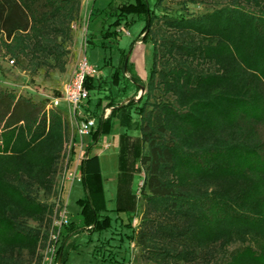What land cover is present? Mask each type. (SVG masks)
Instances as JSON below:
<instances>
[{
    "label": "trees",
    "instance_id": "obj_1",
    "mask_svg": "<svg viewBox=\"0 0 264 264\" xmlns=\"http://www.w3.org/2000/svg\"><path fill=\"white\" fill-rule=\"evenodd\" d=\"M92 1L96 26L91 30L88 19L85 43L119 51L109 85L128 101L113 94L96 102L101 114L90 147L114 131L122 112H135L139 146L130 151L144 173L138 192L144 209L137 229L133 211L108 210L102 176L93 170L96 157L88 156L80 220L69 223L63 240L109 231L118 222L127 229L114 252L126 254L120 264L130 262L131 244L143 264H264V0H189L215 5L195 17L160 16L149 0H108L102 8ZM81 11V0H0V56L34 74L64 72ZM137 20L144 27L125 51L122 29ZM139 41L153 47L145 82L129 59ZM103 65H109L105 58ZM101 84L96 76L85 79L89 97ZM141 86L143 96H128ZM68 141L59 110L0 90V264H41L54 202L39 193L55 195ZM66 258L62 244L57 261Z\"/></svg>",
    "mask_w": 264,
    "mask_h": 264
},
{
    "label": "rangeland",
    "instance_id": "obj_2",
    "mask_svg": "<svg viewBox=\"0 0 264 264\" xmlns=\"http://www.w3.org/2000/svg\"><path fill=\"white\" fill-rule=\"evenodd\" d=\"M83 8L81 15L77 23L73 25V43L69 48V55L67 57V66L64 72L58 70L43 68L37 73H32L30 70L20 69L14 62L9 58L0 56V90H9L15 92L17 95L24 96L31 99L33 102L41 103L45 102L48 107L51 101L61 96V92L65 84H67L73 78L75 71L77 70V64L82 56L88 58L89 62L97 69L96 77L102 81V88L100 91H91L89 102L84 103L80 107V115L74 116L71 109L65 102H61L58 109L65 120L69 124V141L65 146L63 153V159L60 163V169L56 176L55 181V195L53 194L50 198L44 197L42 192L39 193L41 199L48 200L49 202H54L52 205V214L50 215V225L47 231L46 239L44 241L43 247H41L40 253L45 256L46 248L48 244L49 235L52 232V224L54 219L58 216L59 212V201H60V185L66 169L70 168L71 157L69 156V142L71 137L76 131L81 119L85 117H94L95 119L101 114V109H96L95 104L99 99H103L108 96L116 94L119 100H124L122 104L126 103L127 100L122 96V94L116 89H111L109 85L110 76L113 72V67L118 65L119 61V51L110 50L104 51L98 46H92L85 43L88 36L87 25L88 19L91 24V30L95 29L96 20L90 19L91 10L94 6L92 0H81ZM157 0H149V4L154 8V12L160 16H178L183 15L187 17L201 16L206 13L211 12L215 5L211 2L192 4L189 0H165L161 7H154ZM108 0H97L96 7L102 8L107 6ZM144 27L143 20H137L128 28V32L124 34L120 42V48L125 51L130 50V45L133 40L138 38L141 30ZM98 39V38H97ZM96 39V43H97ZM108 61V66L103 65V59ZM130 62L135 65L136 72L141 76L143 81L147 80L150 68L153 63V47L146 41L143 43L139 41L135 44L132 51ZM106 82V83H105ZM145 93V91H144ZM141 91L137 92L134 88H131L128 96L132 97L137 95L136 99L143 96ZM109 110H104V118L108 117ZM111 112V109H110ZM122 123L126 125H134L138 122V117L135 112H122L121 117ZM119 119V118H118ZM97 122V119H96ZM117 125V123H116ZM126 135L127 137L133 138L132 140H139L140 132L136 130V127L127 126ZM134 132L137 135H134ZM138 137V138H137ZM91 138V136H90ZM120 135L118 139H121ZM88 141V140H87ZM89 147L92 140L88 141ZM111 152H114L111 151ZM134 151H130L125 157L128 161L127 164L120 163V150L118 152L111 153L114 161L110 162V168L103 166L105 172V179H109L105 182L104 199L108 201L113 199V195L116 199L115 205L127 209L130 212H134L136 217L133 221L132 227L137 229L138 223L140 222L141 215L144 209V201L139 197V189L143 186L144 173L143 170L136 166L135 159L137 154ZM123 155V154H122ZM105 164V163H104ZM122 168V169H121ZM110 178L112 180H110ZM121 181V183H120ZM120 183V184H119ZM86 195V190L83 183L76 182L73 186L70 197L68 198V214L70 222L79 223L80 207L77 204L78 198H83ZM105 199V202H106ZM122 201V202H121ZM109 203V202H108ZM121 203V204H120ZM59 204V205H58ZM111 205V202H110ZM114 205V206H115ZM115 206V207H116ZM114 207V208H115ZM110 212L108 215L110 216ZM112 218L115 214H112ZM121 217L126 220V215L121 214ZM100 225L105 227L106 222L104 220L100 221ZM28 224L32 227H37L35 222L29 221ZM127 232L126 228H121L118 222L113 224L109 231H103L101 233L95 232L93 234H88L86 231H80L79 233H71L66 239L63 240V251L66 255V261L64 264H120V260L123 253V249H118L115 255L116 246L119 244L120 234H125ZM65 233V232H64ZM123 236V235H122ZM123 238V237H122ZM126 246L127 241L123 239L121 246ZM129 257L130 262L128 264H143L141 254L139 249L131 244L129 246ZM126 256V254H125ZM43 261V259H42ZM118 261V262H117ZM42 264V262H41ZM183 264V263H180Z\"/></svg>",
    "mask_w": 264,
    "mask_h": 264
},
{
    "label": "built area",
    "instance_id": "obj_3",
    "mask_svg": "<svg viewBox=\"0 0 264 264\" xmlns=\"http://www.w3.org/2000/svg\"><path fill=\"white\" fill-rule=\"evenodd\" d=\"M126 34L127 32L122 29ZM13 63V61L11 62ZM97 75V69L89 62L88 58L82 56L77 64V70L71 81L64 85L61 96L54 98L48 109H58L61 102H65L74 116L80 113V107L88 100L89 92L85 88V79ZM80 115V114H79ZM97 125L94 117L81 119L69 144V156L71 157L70 168L64 170V178L60 185V205L58 216L52 224V232L49 235L48 244L42 264H60L57 261L59 247L63 244V234L69 226L70 218L68 212V201L73 186L76 182L82 181V163L89 156L88 138ZM109 147V144L106 145ZM74 151V152H72Z\"/></svg>",
    "mask_w": 264,
    "mask_h": 264
},
{
    "label": "crops",
    "instance_id": "obj_4",
    "mask_svg": "<svg viewBox=\"0 0 264 264\" xmlns=\"http://www.w3.org/2000/svg\"><path fill=\"white\" fill-rule=\"evenodd\" d=\"M82 8H83V4H82ZM132 51L129 53V59L131 57ZM134 70H135V65H134ZM135 72H136V70H135ZM136 74L140 77V79H142L141 76L137 72H136ZM108 110H109L108 114H110V109H108ZM138 124L139 123L137 122L136 126H134V125H126V124L122 123V119H121L120 123L117 122V125H115L114 131L112 133H109L108 135L103 136L99 140L98 143L93 144L91 147H89V157H96V160L93 162V167H94L93 170L94 169H98L99 170V172H100V174L102 176V180H103V188H105V182L107 180H109V179H105L106 178L105 172H104V169H102V168H103V166H106L107 168H110V162L114 161V158L111 155V153H114V152L116 153V152H118V150H120V153H121V155H120V163L122 164V167H123L124 164L128 163V161H127V159L125 157L127 155L126 152L127 151L130 152V150L134 146H135V149L138 148V146H139L138 142L135 141V140H132L133 138H131V137H127L126 131H125L127 129V126L136 127V130L138 131L139 130L138 129V126H139ZM120 135L122 136V138L118 139ZM134 135H137V133L134 132ZM90 140H91V138L89 137L88 141H90ZM107 144H109V147H106ZM113 150H114V152H111ZM137 158L135 159L136 166L134 167V169H138L136 167L139 166V162H138ZM110 180H112V179L110 178ZM120 183H121V181H120ZM112 198L113 199H111L109 201L105 198L106 199V202H105L106 203V208L108 210H112L116 206L115 203H117V202H116V199H115L114 195H113ZM78 199H80V198H78ZM110 202H111V205H110ZM120 206H122V205H120ZM112 214L113 213L110 214V217L112 216Z\"/></svg>",
    "mask_w": 264,
    "mask_h": 264
},
{
    "label": "water",
    "instance_id": "obj_5",
    "mask_svg": "<svg viewBox=\"0 0 264 264\" xmlns=\"http://www.w3.org/2000/svg\"><path fill=\"white\" fill-rule=\"evenodd\" d=\"M144 87L143 86H141V95L144 93ZM128 101V100H127Z\"/></svg>",
    "mask_w": 264,
    "mask_h": 264
}]
</instances>
